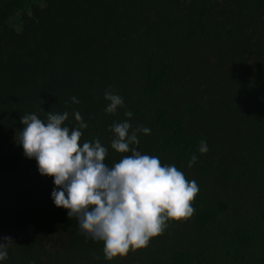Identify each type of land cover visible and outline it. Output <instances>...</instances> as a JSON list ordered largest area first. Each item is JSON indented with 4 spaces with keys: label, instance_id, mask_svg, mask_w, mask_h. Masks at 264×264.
<instances>
[{
    "label": "trees",
    "instance_id": "1",
    "mask_svg": "<svg viewBox=\"0 0 264 264\" xmlns=\"http://www.w3.org/2000/svg\"><path fill=\"white\" fill-rule=\"evenodd\" d=\"M105 90L123 98L115 114ZM40 108L67 111L70 129L79 112L81 143L99 139L109 166L127 155L111 148L113 122L149 128L138 150L195 176L194 214L105 260L103 242L55 206L53 177L16 140L21 116L44 119ZM260 230L264 0H0V237L14 241L0 264H264Z\"/></svg>",
    "mask_w": 264,
    "mask_h": 264
},
{
    "label": "clouds",
    "instance_id": "2",
    "mask_svg": "<svg viewBox=\"0 0 264 264\" xmlns=\"http://www.w3.org/2000/svg\"><path fill=\"white\" fill-rule=\"evenodd\" d=\"M104 99L109 101L104 109L109 114L124 104L110 90H105ZM71 101L79 103L74 96ZM45 113L44 119L35 112L22 115L23 129L16 140L25 157L35 158L38 172L53 177L55 206L67 209V216L76 219L85 236L103 242L105 260L148 247L168 221H186L194 214L197 182L188 180L175 165L162 164L157 156L138 150V133L150 134L149 128L133 129L128 120L113 122L111 148L127 155L109 166L105 163L108 148L99 139L81 143L82 130L88 125L79 112L74 113L77 125L71 129L65 123L67 111ZM124 115L131 118L133 114L126 111ZM198 150L207 153L206 141H200ZM196 161L193 154L187 166ZM13 242L11 237H0V261L8 258Z\"/></svg>",
    "mask_w": 264,
    "mask_h": 264
},
{
    "label": "rangeland",
    "instance_id": "3",
    "mask_svg": "<svg viewBox=\"0 0 264 264\" xmlns=\"http://www.w3.org/2000/svg\"><path fill=\"white\" fill-rule=\"evenodd\" d=\"M231 156V155H230ZM227 157V156H226ZM234 157V155L233 156H231V158H233ZM228 159H230V158H228ZM187 172H185V174H186ZM188 176L187 177H190V180H192V179H194L195 178V176L194 175H192V174H190V173H188L187 174ZM186 176V175H185ZM217 181V180H216ZM207 188L209 189V192H212V189H216V187L213 185V184H208L207 185ZM218 189V188H217ZM220 189V188H219ZM224 195V194H223ZM224 197H225V195H224ZM243 200H244V196L241 194V193H237L236 194V198L235 199H233V202L234 203H232L231 204V206H233L234 204V208L235 209H239V211L242 213V211H243ZM230 210H231V207H230ZM260 232L261 233H263L264 232V230H260ZM175 235L177 236V237H179L182 241H184V239H187V237H186V235L184 234V232H176L175 233ZM257 245V247H259L260 245H259V243H257L256 244ZM261 252H264V249L263 250H260ZM217 264H222V263H220V262H218Z\"/></svg>",
    "mask_w": 264,
    "mask_h": 264
}]
</instances>
